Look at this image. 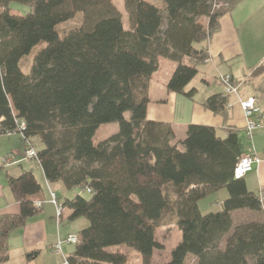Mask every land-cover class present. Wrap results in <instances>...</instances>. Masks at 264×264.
<instances>
[{
  "label": "trees",
  "instance_id": "obj_1",
  "mask_svg": "<svg viewBox=\"0 0 264 264\" xmlns=\"http://www.w3.org/2000/svg\"><path fill=\"white\" fill-rule=\"evenodd\" d=\"M160 1L124 0L125 28L111 0H0V136L36 138L33 159L48 182L91 190L88 198L58 196L61 222L88 220L70 264H126L124 253L108 250L117 245L152 264L162 248L156 229L172 223L181 240L165 264H187L190 256L193 264H264V211L243 177L234 178L247 153L238 132L221 138L214 127L189 124L176 141L171 124L147 118L159 59L177 62L167 88L191 96L184 89L197 67L183 61L207 58L195 43L218 29L235 0ZM12 3L28 10L15 12ZM77 13L81 26L60 34L57 26ZM42 41L26 73L24 61ZM226 102L213 95L205 106L220 112ZM114 122L118 131L95 143L97 129ZM8 186L19 212L1 217L0 263L9 258L10 233L39 211L42 192L32 170L9 177ZM221 188L229 194L222 208L202 213L199 201ZM243 209L260 218L234 224L232 212Z\"/></svg>",
  "mask_w": 264,
  "mask_h": 264
},
{
  "label": "crops",
  "instance_id": "obj_2",
  "mask_svg": "<svg viewBox=\"0 0 264 264\" xmlns=\"http://www.w3.org/2000/svg\"><path fill=\"white\" fill-rule=\"evenodd\" d=\"M14 4L11 8L16 7L15 12L28 10ZM218 21V29L208 39L195 43V48L204 50L207 58L202 61L189 58V64L197 67V74L184 89L185 93L192 90L191 96L167 88L177 62L159 59L158 69L151 77L147 118L171 124L176 141L184 139L189 124L214 127L221 138H225L229 130L237 131L246 152L262 159L243 177L247 189L257 195L264 194V128L256 130L249 138L240 105V100L253 96L264 110V0H235ZM161 65H166V73L162 76ZM226 74L231 75L239 86L237 93L224 92L218 79ZM213 95L226 97V105L220 112L205 106L206 100ZM24 148L20 134L0 136V220L5 214L19 212V203L13 198L8 178L18 177L23 171L35 173L42 187L37 199L43 201V206L24 226L10 233L9 258L0 264H60L73 254L75 245L64 242L59 252L52 250L51 246L68 233H78L87 224H79L80 228L75 232L67 229V220L57 221L56 207L50 201L51 191L62 198L74 196L69 195L70 190L62 183L48 182L40 164L33 158L24 157ZM8 154L13 155V161L4 164L3 158ZM228 196L227 189L221 188L200 200L199 208L202 213L216 212L213 210L216 201L222 206ZM238 211L241 210L232 212V218Z\"/></svg>",
  "mask_w": 264,
  "mask_h": 264
},
{
  "label": "rangeland",
  "instance_id": "obj_3",
  "mask_svg": "<svg viewBox=\"0 0 264 264\" xmlns=\"http://www.w3.org/2000/svg\"><path fill=\"white\" fill-rule=\"evenodd\" d=\"M156 3L157 5H162V1L160 0H150ZM113 6L119 11L122 17V22L125 26V28L129 27L128 22V14L126 12L125 6H124V0H111ZM17 7H20L23 9H28L27 6L21 5V4H14ZM13 9H17L14 7ZM83 20V13H77L72 19L62 22L57 26V31L60 34H64L65 32L69 31L70 29L77 28L81 26ZM46 46V42L42 41L39 44H37L31 51V53L28 56V59L24 61V71L26 73L29 72V66L31 62L33 61L34 56L37 54L39 50L44 48ZM164 59V58H163ZM161 58V60H163ZM160 60V61H161ZM189 58L184 59V63L189 64ZM161 74L160 76L164 75L166 73V65H161ZM128 116V115H127ZM118 131V124L117 123H105L102 124L96 131L94 136V142L98 143L99 141L109 137L110 135L116 133ZM34 143L36 145V148L41 147L40 142L34 138ZM36 163V162H34ZM74 194V195H73ZM76 194H81L84 197H89V193L86 190H82L80 188H74L69 191L70 196H75ZM217 203L214 205L213 210L218 211L222 208L219 201H216ZM218 204V205H217ZM260 218V215L256 212L250 211V210H241L236 212L234 216V224L240 223V222H246L250 220H257ZM86 223L88 225V220L86 218H78L76 222L74 221H66L65 225L68 227L67 229L74 230L77 232L79 230V224ZM85 225V226H87ZM84 227V226H83ZM82 227V228H83ZM156 239L161 244L162 248L156 249L153 253L152 257V264H165L171 259V252L173 248L176 246V244L181 240V231L178 229V227L172 223V224H166L163 226H160L156 229ZM109 251L112 252H122L127 256V263L126 264H142L141 255L138 251L135 249L128 247L126 245H117L112 246L108 248ZM187 264H193V258L190 256L187 259Z\"/></svg>",
  "mask_w": 264,
  "mask_h": 264
},
{
  "label": "built area",
  "instance_id": "obj_4",
  "mask_svg": "<svg viewBox=\"0 0 264 264\" xmlns=\"http://www.w3.org/2000/svg\"><path fill=\"white\" fill-rule=\"evenodd\" d=\"M218 80L220 84L223 86L224 92L226 94L238 92L239 86L235 83V80L231 77V75L229 74L222 75L219 77ZM240 105L242 107L245 116V132L246 135L249 138H251L256 130L260 128H264V110L257 104L256 99L253 96H248L247 98L240 100ZM18 125L21 131L25 129V123L23 121L18 122ZM11 133H15V132H9L7 134H11ZM23 155L25 158L36 157V149L32 141H28L25 144ZM13 158L14 157L12 154H8L3 158V163L9 164L10 162L13 161ZM261 160L262 159L255 154L246 153L238 160V162L235 165L234 178L239 179L241 177H244L247 173L252 172L254 170V166L260 163ZM90 191H91L90 189H87L88 193ZM258 198L262 206V209L264 211V194L260 193L258 195ZM50 201L56 207L57 221L61 222V214L63 211V207L58 199V195L54 191H51L50 193ZM34 205L37 208H41L43 206V201H36ZM77 241H78L77 233H68L63 239H58L57 242L51 246V248L52 250L59 252L61 250L62 243L66 242L75 245ZM60 264H70V263L68 259H65Z\"/></svg>",
  "mask_w": 264,
  "mask_h": 264
}]
</instances>
